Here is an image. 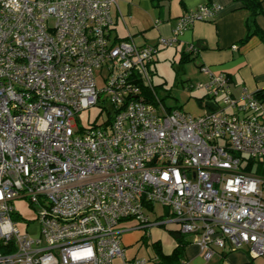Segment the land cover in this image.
Returning a JSON list of instances; mask_svg holds the SVG:
<instances>
[{
	"label": "built area",
	"instance_id": "built-area-1",
	"mask_svg": "<svg viewBox=\"0 0 264 264\" xmlns=\"http://www.w3.org/2000/svg\"><path fill=\"white\" fill-rule=\"evenodd\" d=\"M117 1L0 0V264H147L124 255L126 219L193 236L206 262L226 247L264 257V100L200 65L215 108L147 101L157 45L110 37ZM220 9L183 14L157 44ZM93 106L110 121L78 126ZM17 198L36 210L37 238L20 232Z\"/></svg>",
	"mask_w": 264,
	"mask_h": 264
},
{
	"label": "crops",
	"instance_id": "crops-1",
	"mask_svg": "<svg viewBox=\"0 0 264 264\" xmlns=\"http://www.w3.org/2000/svg\"><path fill=\"white\" fill-rule=\"evenodd\" d=\"M261 1L264 11V0ZM206 3H216L221 7L214 20L195 21L177 34L175 42L166 46L169 47L167 49L157 44L159 38L173 37V31L183 14ZM110 15L112 19L110 37L114 40H131L137 45H157L155 54L157 58L163 56L162 58L166 59L171 56L172 60L176 61L179 60L181 51H187L192 45L195 51L193 55H196L197 60L196 67L206 65L214 74H226L234 95H239L242 88L249 92L264 88V44L256 35L250 37L244 44H239L246 34L245 21L249 15L248 10L239 1L118 0L116 5H112ZM256 22L264 31V15H257ZM204 80L206 82L207 78ZM135 222V219L121 222V226L132 227L126 231L136 230L138 233L134 242L129 245L123 246L121 242L124 255L128 259L142 256L138 255L137 251L127 255L125 248L136 243L142 245L143 235L148 236L144 228L134 227ZM186 238L188 243L184 248L182 264H264V257H252L245 247L235 250L229 247L217 249L211 260L206 262L197 245L189 236ZM167 240L166 247L165 244H160L165 254L170 253L176 244L173 238ZM155 241L160 243L159 239L152 243Z\"/></svg>",
	"mask_w": 264,
	"mask_h": 264
},
{
	"label": "rangeland",
	"instance_id": "rangeland-1",
	"mask_svg": "<svg viewBox=\"0 0 264 264\" xmlns=\"http://www.w3.org/2000/svg\"><path fill=\"white\" fill-rule=\"evenodd\" d=\"M113 35L114 31L111 33L112 37ZM134 44L137 45V43ZM167 48L165 47V49ZM162 57L163 56H159L157 58V55H154L155 60L150 63V68H152L153 71L155 70L151 76V80L157 89V95L160 98H164V102L167 105L175 104L176 106H180L183 111L190 113L193 116L201 114L204 108L199 106L196 98L205 93V91L202 88H198L197 85L198 83L205 82V78L208 80V75L206 76L202 70L196 67V59L188 63H179L174 59L172 60L171 56L166 59ZM95 76L97 85L99 87L103 86L104 81L100 69L95 70ZM105 116L106 112L101 107L93 106L89 109L82 110L78 114L76 122L78 126L88 128L94 121H102ZM12 206L16 211L14 218L16 219L20 232L27 234L32 238H37L40 231V221L36 218V210L34 207L23 198L14 199L12 201ZM163 210L164 209L160 204H155L154 211H149L148 217L150 219L155 218L157 215L162 214ZM172 227L174 226L172 225ZM168 228L169 227L166 225L145 228L146 234L148 235V245H145L144 243L139 245V243H136L128 246L125 248L126 254L131 255L137 251L138 255L150 258V264H155L152 260L155 256V252L151 243L152 241L159 239L160 244L163 243L166 247L168 243L167 239H172V236L168 232ZM137 234L136 230L125 231L122 234V245L126 246L129 245V243L134 242ZM189 239L195 243L193 241V236H189ZM197 247L199 248L198 245ZM118 262L120 263L121 259L115 260L112 264H117Z\"/></svg>",
	"mask_w": 264,
	"mask_h": 264
},
{
	"label": "trees",
	"instance_id": "trees-1",
	"mask_svg": "<svg viewBox=\"0 0 264 264\" xmlns=\"http://www.w3.org/2000/svg\"><path fill=\"white\" fill-rule=\"evenodd\" d=\"M233 1H239L242 3L243 7L245 9L248 10L249 15L246 18L245 21V27H246V34L245 36L239 41V44H244L245 42H247V40L256 35L259 37V39L261 40V42L264 44V31L258 26L257 22H256V16L257 15H264V11L262 9V1L261 0H233ZM166 47V46H165ZM197 51V49H196ZM193 52L195 53V51L193 50H182L180 53V57L178 62L179 63H188L191 62L193 60H195L196 55H193ZM150 66V65H149ZM200 67V65H199ZM149 71L151 73V76L153 75L154 71L152 70V68H149ZM153 89L155 92V95L153 93H151L149 90H143L146 100L150 101V102H155V98L157 97L160 101L164 102V98H160L157 95V89L156 87L153 85ZM254 93V96L258 99L264 100V88L263 89H259ZM208 97L204 94H202V96L197 97V101L200 107L203 108L204 104L208 106V108H215V105H212L210 101H208L207 99ZM103 102V100H100ZM165 103V102H164ZM166 104V103H165ZM100 105V104H99ZM167 105V104H166ZM168 109H173V108H180V106H176L174 105H167ZM109 114V115H108ZM112 115L108 112L107 115L105 116V118L103 119L104 123H107L110 121ZM256 172H259L256 171ZM148 212L149 211H154V206L149 205L148 206ZM164 211V210H163ZM148 212L147 215H148ZM163 213V212H162ZM162 219L161 214L157 215L155 218H148V221L151 222L152 220H160ZM140 223H138L137 221L135 222L134 226L139 225ZM148 228V227H143ZM146 232V229H145ZM168 232L170 233V235L172 236V238L175 241V246L172 249V251L168 254H165L162 251V247L160 245V243L158 241H155L151 244L154 252H155V256L152 258V260L155 262V264H182V260L184 258V248L186 246V244L188 243V240L186 238V235L180 233V231L175 230V229H168ZM147 236L143 235V239L141 242H143L145 245L147 244ZM0 251L3 253H6V249H4V247L2 246V244L0 243ZM147 260V263L151 261L150 258L144 257Z\"/></svg>",
	"mask_w": 264,
	"mask_h": 264
}]
</instances>
